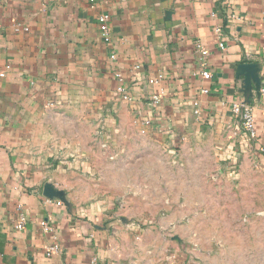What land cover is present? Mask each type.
<instances>
[{
	"label": "crops",
	"instance_id": "1",
	"mask_svg": "<svg viewBox=\"0 0 264 264\" xmlns=\"http://www.w3.org/2000/svg\"><path fill=\"white\" fill-rule=\"evenodd\" d=\"M120 130L264 149V0H0V264H103L87 133Z\"/></svg>",
	"mask_w": 264,
	"mask_h": 264
},
{
	"label": "rangeland",
	"instance_id": "2",
	"mask_svg": "<svg viewBox=\"0 0 264 264\" xmlns=\"http://www.w3.org/2000/svg\"><path fill=\"white\" fill-rule=\"evenodd\" d=\"M143 133H87L84 197L99 206L103 264H264V149L224 134L146 145Z\"/></svg>",
	"mask_w": 264,
	"mask_h": 264
},
{
	"label": "built area",
	"instance_id": "3",
	"mask_svg": "<svg viewBox=\"0 0 264 264\" xmlns=\"http://www.w3.org/2000/svg\"><path fill=\"white\" fill-rule=\"evenodd\" d=\"M214 15V14H212ZM231 16H234L233 14H231ZM230 17L226 16L225 20L228 21ZM98 20L100 22V29L102 31V35L104 36V38L106 40H108L109 34H108V27H107V20H108V16L105 14H101L98 17ZM217 33L221 32V29L219 27L216 28ZM200 53L204 56L208 53V51L202 47H199ZM201 76L203 79H210L211 78V73L209 70H202L201 71ZM117 91L123 93V88L122 87H118ZM204 91H207V89H205ZM125 99H127V96L124 95L123 96ZM231 114L233 119L236 121V125L237 128L243 132L250 140L255 141L256 139H258V132L256 129V120H255V116L253 114V109L250 105V103L247 100H236L234 102H232L231 104ZM145 125L149 124V121L146 120L144 122ZM57 204H60V202L58 201ZM40 225L43 228H47L46 224L44 221L40 222ZM17 228L21 229L23 228V219L17 224ZM58 248L57 245H53L50 246L48 249V253L47 254H51L52 252H54L56 249Z\"/></svg>",
	"mask_w": 264,
	"mask_h": 264
},
{
	"label": "water",
	"instance_id": "4",
	"mask_svg": "<svg viewBox=\"0 0 264 264\" xmlns=\"http://www.w3.org/2000/svg\"><path fill=\"white\" fill-rule=\"evenodd\" d=\"M248 101V99H246ZM249 102V101H248Z\"/></svg>",
	"mask_w": 264,
	"mask_h": 264
}]
</instances>
